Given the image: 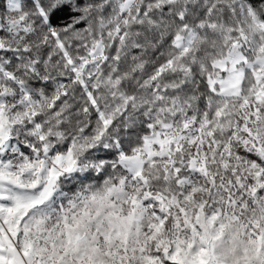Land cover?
Returning a JSON list of instances; mask_svg holds the SVG:
<instances>
[{
    "label": "snow or ice",
    "instance_id": "6c2138e0",
    "mask_svg": "<svg viewBox=\"0 0 264 264\" xmlns=\"http://www.w3.org/2000/svg\"><path fill=\"white\" fill-rule=\"evenodd\" d=\"M0 264H264V0H0Z\"/></svg>",
    "mask_w": 264,
    "mask_h": 264
}]
</instances>
